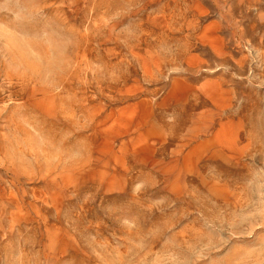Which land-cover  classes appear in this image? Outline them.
<instances>
[{
  "label": "rangeland",
  "instance_id": "rangeland-1",
  "mask_svg": "<svg viewBox=\"0 0 264 264\" xmlns=\"http://www.w3.org/2000/svg\"><path fill=\"white\" fill-rule=\"evenodd\" d=\"M0 264H264V0H0Z\"/></svg>",
  "mask_w": 264,
  "mask_h": 264
}]
</instances>
